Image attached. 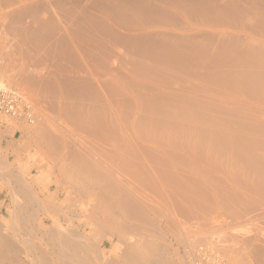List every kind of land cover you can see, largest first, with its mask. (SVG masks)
<instances>
[{
  "label": "bare ground",
  "instance_id": "obj_1",
  "mask_svg": "<svg viewBox=\"0 0 264 264\" xmlns=\"http://www.w3.org/2000/svg\"><path fill=\"white\" fill-rule=\"evenodd\" d=\"M30 1L33 8L42 3ZM44 1L53 19L34 16L39 29L28 40L39 48L60 26L63 35L57 32L52 47L81 76L63 80L64 89H51L46 80L52 113L42 106L52 117L35 119L29 102L47 171L68 186L66 197L78 192L82 198L69 213L85 222L56 232L65 253H79L82 264H168L162 236L155 241L152 231L143 232L155 229L154 220L163 219L173 233L178 219L204 212V221L197 218L206 226L212 221L207 203L232 219H253L256 204L264 215V0ZM12 72L8 81L20 85ZM37 169L43 172V165ZM34 197H27V208L61 210ZM235 202L244 207L233 208ZM111 238L121 257L102 262L100 251L93 263L92 244ZM17 242L0 234V264H22ZM192 249H184L190 260ZM252 252L256 264H264V242Z\"/></svg>",
  "mask_w": 264,
  "mask_h": 264
},
{
  "label": "rangeland",
  "instance_id": "obj_2",
  "mask_svg": "<svg viewBox=\"0 0 264 264\" xmlns=\"http://www.w3.org/2000/svg\"><path fill=\"white\" fill-rule=\"evenodd\" d=\"M41 1L42 3H40ZM41 1L39 2L40 4H38L39 7L34 5V8H33L34 3H32V1L30 0H0V50L2 54L4 53L3 55L4 66L0 74V79L5 84H7L10 88L21 93L22 96L28 102L32 103L34 110H35L34 111L35 119L37 118V116H41V115L49 116L50 114L49 111L51 110L50 105L53 104L55 101L53 96L49 95L50 92H46V90L44 89L47 83L48 84L50 83L49 81H52L51 89L53 88V86H54L53 89H55L56 85L58 86L57 87L58 89L59 88L64 89L63 80L64 82L65 80L72 81L77 78L79 79V77H81L79 76V74H77V72L73 70L74 69L73 64L67 61L68 60L67 58L64 59V56H62V53H61V56L59 55L60 52L62 51L60 52L56 51L57 52L56 54L55 52L56 49L55 48L53 49V47H55V44H54L55 40L58 38V37L56 38L57 32L58 31L61 32L59 28L60 26H58V30H56V34H54L55 36H53L52 33H49L51 34V38L49 37V40H46V42H44L45 45H42L41 47L36 48L33 44H30L31 42L30 40H28L29 39L28 33H31V31L33 33V30L35 32L38 31L36 30V28H38L36 23L34 24L35 21L34 20L32 21L31 19H34L36 17L35 19L42 20L43 17L45 16L46 17L48 16L47 18L50 17L53 19V15L49 16L51 12L49 11L50 9L47 6L46 2L44 0H41ZM29 6H32V7L30 8ZM43 14H46V15L42 17L41 15ZM25 26L26 28H24ZM28 28H29V31L27 30ZM45 30L46 32L48 31L47 29ZM23 31H26L27 35L23 36V33H22ZM19 34L22 36H20ZM59 34L60 36L63 35L62 32ZM65 42L69 45L68 41H65ZM47 47H50V48L47 49ZM74 55L76 59L77 56L75 52H74ZM59 56L62 58H58ZM76 61H78V58L76 59ZM6 71L10 73L13 71L12 74L15 73L17 82L18 81L21 82L20 85L21 84L22 85L20 86L16 84H11L6 77V73H7ZM53 79H56L57 82L56 80H53ZM46 80L47 81L49 80V81L47 82ZM60 80L62 82H60ZM53 81L55 82L53 83ZM27 83H29L30 85ZM40 85H42L41 86L42 88L39 87ZM46 88L50 89V87H46ZM48 95L52 98V100H50L51 98ZM37 105H40L41 107L47 106L46 109L49 107L48 110L49 109L50 110L47 112L46 109L44 110V107H43V109L42 108L41 109L44 111L40 110L38 112V109H36ZM50 112L52 113V111ZM51 115L52 114H50V116ZM35 119H33L32 121L17 120V119H11L10 117H6L0 114V222L2 225L1 226L2 233L0 232V234L3 236H6V238H9L11 241H14L15 243L17 242L16 240L23 242V244L20 242H17V248L22 247L23 249H20V250L23 251L24 253L26 252V254L21 253L19 256L21 261L24 262V263L22 262V264H37V263L38 264L39 263L40 264H52L54 262L56 264H74V262L75 264H82V260L80 259L82 255H79V253H75L72 251L71 252L67 251L65 253L63 248L61 249L60 247V244L62 243V240H61L62 238H58L59 236H57V233H62V232L65 233L64 227L66 228L71 227V223L74 225H79L80 223L83 224L85 222V216L79 215L77 214V212L75 213V216H72L69 213L72 211V209H74L72 208V206L74 207L75 206L74 204L78 205L80 203L79 199H82V198L80 197L79 195L80 193L78 192L77 194L73 193L72 195L66 197L68 186L61 187V184H59L61 183V179L60 177L56 176L57 173H55V175L54 174L51 175L47 171V166L45 164L47 153L42 152L40 147L37 148L38 147L36 144L37 141L35 140L36 138L35 132H34V126H35L34 120ZM44 153H46V155ZM40 165H43V169H44L43 172H39L37 169V167ZM28 192L31 194L32 197H34L35 195L36 198L35 197L34 198L38 199L37 202L39 204H43L44 206L47 205L49 207H61V210L59 208L58 211L56 210L55 212H50L46 214V213H41V212L38 213L32 209L27 208V205H28L27 197L28 196L31 197ZM70 201L73 203H70ZM235 204L239 205L241 208L244 207L243 204H240L239 202H235L233 205L234 206L233 208H238V210H240L241 208L239 206L236 207ZM206 206H208V209L207 207H205L207 211L210 209L207 215L212 214L210 215L212 218L209 216H207L206 218L208 219L209 217L208 221L211 219L212 223L209 222V224H207L206 226L198 225V220L201 221V222L199 221L200 223H203L202 220L204 221V217L206 214L203 212L202 214L203 216H202L201 215L202 212L200 211L201 212V213L199 212L200 216H196V217L194 216V218L192 219L190 218V220L189 219H187V221L185 220L186 222L184 221V219L183 221L182 219H178L179 222L177 221L176 223H178L179 226H177V228L173 230V233L168 232L166 228H164L165 221L163 219L161 222H157V220L153 221V224L155 226L154 230H146L145 232V230L143 229L144 230L143 232L146 233L145 235L147 236L148 231L149 232L152 231L153 235L151 232L148 234V236L153 239L155 238L154 239L155 241L158 240V238H156L158 235L162 236L161 238H159L160 240H158V242L165 243L168 247V250L166 251L167 255H165L168 261V264H183V263L193 264V258L192 260H190L192 255L190 256V258L189 256L187 258L185 255L184 249L187 248L188 246L189 248H193L192 249L193 251L195 249H198L199 247L205 246L206 243H208L206 245H212L213 247H216L217 251L221 253V255L225 259L230 261L231 263L256 264V260L252 256V253H253L252 251L253 250L255 251V247L257 245L263 244L264 242V215L260 213L263 210L262 209L263 206L256 204L253 207V208L258 207L259 209L258 208L252 209L254 211L251 215L260 211L259 212L260 215L256 213L258 216L255 214L254 215L255 217L253 216L254 217L253 219L251 217L232 219L230 218L231 216L229 214H228L229 216H227V212L223 211V209H219L220 208L219 206L217 207V205L215 204L213 205V203L212 204L207 203ZM15 207L17 208V211ZM68 207L70 211L69 209H67ZM65 209L67 211H65ZM54 213L56 214L54 215ZM66 216L72 219H69ZM197 217H201L202 220ZM259 217H262V218H259ZM243 219L245 220L244 222H243ZM248 219L249 221H247ZM57 220L59 221L60 230H57L55 228L56 226H54L56 225L54 221H57ZM193 220H196L195 222H197V224ZM162 225H164V227ZM213 225L215 226V229H213L214 227ZM156 226H157V229H156ZM210 227H211V230H209ZM157 231H160V233ZM236 231L237 232L239 231L238 234ZM200 232L203 234H201ZM13 233H14V236H12ZM15 236L17 238H15ZM186 239L188 240V243L185 242ZM251 239H252V241L250 242L251 244L249 243V241H244V240H251ZM259 240H261L262 242H260ZM189 243L191 245H189ZM93 244L90 248V251L87 252L89 253V255H91L90 257L93 263L94 261L98 259L97 257H99L100 251H102V257H103L102 262H105L106 260H108L109 259L108 257H110L112 254L115 257H117V259L121 257L120 256L121 247L118 245L115 238L105 240L102 242V244L96 241ZM39 253L41 254L39 255ZM58 253L60 256L58 255ZM55 254L58 256L57 258L53 257V255ZM26 256H29L30 258L33 257L31 260L32 262L29 260L26 262L25 261L27 259ZM94 257L96 259H94ZM239 257H240V260H239Z\"/></svg>",
  "mask_w": 264,
  "mask_h": 264
},
{
  "label": "built area",
  "instance_id": "obj_3",
  "mask_svg": "<svg viewBox=\"0 0 264 264\" xmlns=\"http://www.w3.org/2000/svg\"><path fill=\"white\" fill-rule=\"evenodd\" d=\"M3 67L0 52V72ZM31 104L18 91L10 88L0 79V114L11 119L31 121ZM193 264H235L225 259L211 245L196 249Z\"/></svg>",
  "mask_w": 264,
  "mask_h": 264
}]
</instances>
